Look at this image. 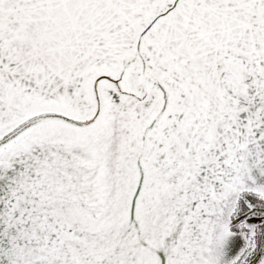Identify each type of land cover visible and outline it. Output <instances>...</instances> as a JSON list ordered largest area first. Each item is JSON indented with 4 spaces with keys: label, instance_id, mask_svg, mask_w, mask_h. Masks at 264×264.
I'll use <instances>...</instances> for the list:
<instances>
[{
    "label": "snow or ice",
    "instance_id": "1",
    "mask_svg": "<svg viewBox=\"0 0 264 264\" xmlns=\"http://www.w3.org/2000/svg\"><path fill=\"white\" fill-rule=\"evenodd\" d=\"M0 264H264V0H0Z\"/></svg>",
    "mask_w": 264,
    "mask_h": 264
}]
</instances>
